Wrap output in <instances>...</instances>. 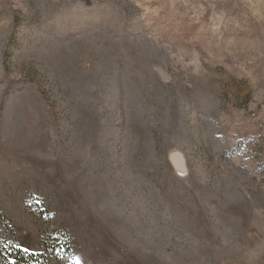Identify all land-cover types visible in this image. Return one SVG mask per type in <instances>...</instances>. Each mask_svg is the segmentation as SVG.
Here are the masks:
<instances>
[{"label":"rangeland","instance_id":"obj_1","mask_svg":"<svg viewBox=\"0 0 264 264\" xmlns=\"http://www.w3.org/2000/svg\"><path fill=\"white\" fill-rule=\"evenodd\" d=\"M9 245L264 264V0H0Z\"/></svg>","mask_w":264,"mask_h":264},{"label":"trees","instance_id":"obj_2","mask_svg":"<svg viewBox=\"0 0 264 264\" xmlns=\"http://www.w3.org/2000/svg\"><path fill=\"white\" fill-rule=\"evenodd\" d=\"M9 246L4 253L0 248V264H45L42 256L27 253L13 245Z\"/></svg>","mask_w":264,"mask_h":264},{"label":"bare ground","instance_id":"obj_3","mask_svg":"<svg viewBox=\"0 0 264 264\" xmlns=\"http://www.w3.org/2000/svg\"><path fill=\"white\" fill-rule=\"evenodd\" d=\"M175 166H177V167L179 168V166H180V165H179V164H177V163H175ZM181 166H182V165H181Z\"/></svg>","mask_w":264,"mask_h":264}]
</instances>
